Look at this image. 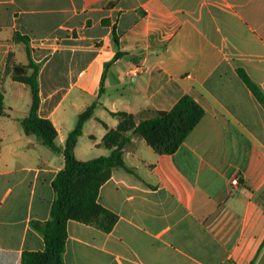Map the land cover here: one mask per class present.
<instances>
[{
	"label": "crops",
	"instance_id": "1",
	"mask_svg": "<svg viewBox=\"0 0 264 264\" xmlns=\"http://www.w3.org/2000/svg\"><path fill=\"white\" fill-rule=\"evenodd\" d=\"M27 48L58 152L21 125L31 93L7 68ZM238 69L264 92V0H0V264L44 251L32 223L50 220L80 114L95 105L75 148L86 162L111 153L115 114L139 123L185 95L200 123L172 155L129 135L132 172L115 169L98 197L114 228L69 221L64 264H264V109Z\"/></svg>",
	"mask_w": 264,
	"mask_h": 264
},
{
	"label": "trees",
	"instance_id": "2",
	"mask_svg": "<svg viewBox=\"0 0 264 264\" xmlns=\"http://www.w3.org/2000/svg\"><path fill=\"white\" fill-rule=\"evenodd\" d=\"M17 41L28 47V40L16 36ZM28 64L13 63L7 70L13 80L24 84L31 93V107L21 125L27 134L40 138L43 144L53 151H60L56 144L57 131L53 123L39 116L40 107V65L30 57L27 48ZM122 54L117 53L116 59ZM237 74L264 109V92L247 75L238 69ZM4 95L0 93V118L6 114ZM95 105L79 115L76 126L67 137L63 150L65 168L57 175L52 186L55 199L51 208L50 220L33 222L32 227L44 238L42 252H24L22 264H64V253L68 239L67 223L76 221L93 226L109 233L114 228L117 216L98 202L99 192L112 176L115 169L129 170L123 158V147L130 142L129 135L141 137L159 155H172L182 146L186 138L196 128L205 115L204 109L189 95L182 97L170 111L154 112L147 119L136 123L131 115L115 114L120 123L103 140V145L111 153L90 161H79L75 148L82 136L85 123L94 115ZM121 148V149H119Z\"/></svg>",
	"mask_w": 264,
	"mask_h": 264
},
{
	"label": "water",
	"instance_id": "3",
	"mask_svg": "<svg viewBox=\"0 0 264 264\" xmlns=\"http://www.w3.org/2000/svg\"><path fill=\"white\" fill-rule=\"evenodd\" d=\"M119 149H121V148H119Z\"/></svg>",
	"mask_w": 264,
	"mask_h": 264
}]
</instances>
